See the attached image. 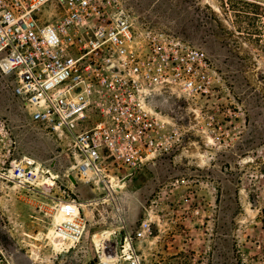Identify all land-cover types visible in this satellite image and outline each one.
I'll return each mask as SVG.
<instances>
[{
	"label": "rangeland",
	"instance_id": "1",
	"mask_svg": "<svg viewBox=\"0 0 264 264\" xmlns=\"http://www.w3.org/2000/svg\"><path fill=\"white\" fill-rule=\"evenodd\" d=\"M112 5L129 17V48L141 60L176 48L203 50L206 89L185 94L158 85L146 91L162 144L129 178L112 180L123 188L106 194L73 176L70 137L33 120L12 94L14 75L0 70V264H104L91 237L109 231L119 240L120 220L132 228L141 220L150 224L136 243L148 263L264 264V0ZM26 159L36 172L30 187L1 175L11 162ZM61 197L101 199L83 206L81 241L58 252L47 234Z\"/></svg>",
	"mask_w": 264,
	"mask_h": 264
},
{
	"label": "built area",
	"instance_id": "2",
	"mask_svg": "<svg viewBox=\"0 0 264 264\" xmlns=\"http://www.w3.org/2000/svg\"><path fill=\"white\" fill-rule=\"evenodd\" d=\"M114 1L0 0V70L14 75L12 94L29 107L33 120L70 137L73 176L90 191L91 183L98 184L106 194H113L114 178H129L162 144L145 105L146 91L170 85L194 94L209 82L208 58L201 49L176 48L151 62L135 57L129 48L132 23ZM45 11L48 19H43ZM33 164L13 161L1 175L30 187L36 179ZM82 203L58 199L61 218L52 230L63 249L83 238ZM120 223L119 240L110 232V240L94 246L98 260L115 251L114 264H154L136 246L150 233V224Z\"/></svg>",
	"mask_w": 264,
	"mask_h": 264
},
{
	"label": "bare ground",
	"instance_id": "3",
	"mask_svg": "<svg viewBox=\"0 0 264 264\" xmlns=\"http://www.w3.org/2000/svg\"><path fill=\"white\" fill-rule=\"evenodd\" d=\"M54 178H56V176L52 174V176L49 179H47L46 182H48L51 185V184L54 183L53 182ZM113 185H114V188H113ZM123 187H124V184H122V181H116V182L112 181V187L109 185V188H112L111 189L112 191L119 190V189H121ZM99 199H101V198H96L94 200H89V202L91 201V202L95 203ZM91 202L90 203H84L83 202L82 206L91 205ZM60 218L61 217H60L59 213L56 212V214L54 216V221L55 222H59ZM86 225H87V223L85 224L84 232L86 230ZM109 235H110L109 231H104V232L101 231V232H98V233L92 235L91 241L94 244V246H99L101 244V242H103V240H110ZM47 238L49 239V243H50V245L52 246V248L54 250H56L58 252L64 251V249L60 247V245L58 244L57 240L55 239L52 229L49 230V232L47 234ZM35 256L37 257L36 254H35ZM116 259H117V253L115 251H113L110 255L107 254V253H103L101 255V257H100L101 263H104V264H108L109 262H111V264H114Z\"/></svg>",
	"mask_w": 264,
	"mask_h": 264
},
{
	"label": "water",
	"instance_id": "4",
	"mask_svg": "<svg viewBox=\"0 0 264 264\" xmlns=\"http://www.w3.org/2000/svg\"><path fill=\"white\" fill-rule=\"evenodd\" d=\"M73 181H75V178L73 176H70Z\"/></svg>",
	"mask_w": 264,
	"mask_h": 264
}]
</instances>
